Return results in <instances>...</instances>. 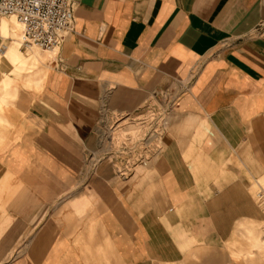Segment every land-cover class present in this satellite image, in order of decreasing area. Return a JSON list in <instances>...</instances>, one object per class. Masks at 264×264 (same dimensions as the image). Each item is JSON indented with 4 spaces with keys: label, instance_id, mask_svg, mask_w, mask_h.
Masks as SVG:
<instances>
[{
    "label": "crops",
    "instance_id": "1",
    "mask_svg": "<svg viewBox=\"0 0 264 264\" xmlns=\"http://www.w3.org/2000/svg\"><path fill=\"white\" fill-rule=\"evenodd\" d=\"M74 2L47 66L0 16V264L171 263L237 235L233 256L264 250V0ZM154 97L160 151L130 174L96 163L102 116Z\"/></svg>",
    "mask_w": 264,
    "mask_h": 264
},
{
    "label": "rangeland",
    "instance_id": "2",
    "mask_svg": "<svg viewBox=\"0 0 264 264\" xmlns=\"http://www.w3.org/2000/svg\"><path fill=\"white\" fill-rule=\"evenodd\" d=\"M10 24L15 31L14 40L18 41L16 47L19 49L21 29L14 18L10 19ZM56 50L54 49L52 54H50L36 47L27 49L23 51L22 61L36 62L37 60L43 63L40 66H47L48 62L54 57L53 53L56 54ZM12 73L11 71L9 72L10 75ZM20 90L22 95V92L32 89H27L21 84ZM163 98H151L149 103L131 116H102V122H109L108 128H111L109 131L111 138L103 145L105 149L103 152L100 151L101 155L96 163H113L119 170L120 168H126L125 172L129 174L136 165H141L143 164L142 162L148 163L152 154L160 151L164 143V126L170 106L169 102H165ZM19 101L18 99V104ZM109 141L110 144L108 143ZM262 187L264 191V185ZM257 192L259 193V190ZM258 205L264 215V197L259 196ZM254 227L257 229L256 235L258 239L264 241V221L254 225ZM235 241V247L232 246L233 242H231L232 244L224 245V250L213 252V254L206 250L187 251V253H184L183 260L155 264H264V250L258 251L255 249L251 257L233 256L232 251L242 245H247V241L239 235L236 236Z\"/></svg>",
    "mask_w": 264,
    "mask_h": 264
},
{
    "label": "built area",
    "instance_id": "3",
    "mask_svg": "<svg viewBox=\"0 0 264 264\" xmlns=\"http://www.w3.org/2000/svg\"><path fill=\"white\" fill-rule=\"evenodd\" d=\"M75 9L74 0H0V16L14 18L21 27V46L47 52L72 31Z\"/></svg>",
    "mask_w": 264,
    "mask_h": 264
},
{
    "label": "bare ground",
    "instance_id": "4",
    "mask_svg": "<svg viewBox=\"0 0 264 264\" xmlns=\"http://www.w3.org/2000/svg\"><path fill=\"white\" fill-rule=\"evenodd\" d=\"M15 20V19H14ZM16 22V21H15ZM17 24V23H16ZM18 25V24H17ZM19 27H20V25H18ZM20 29H21V27H20ZM20 45H21V42H20ZM54 49H56V48H54ZM54 49H52V51L54 50ZM15 51H17L16 49H11V50H9V52H8V54H7V56H6V58L7 59H9V61L11 62V63H19L20 62V57L18 56V55H16L15 54ZM52 51H49V52H47V51H45L46 53H50V54H52ZM11 80V79H10ZM8 81V80H7ZM7 90V89H6ZM17 95V94H16Z\"/></svg>",
    "mask_w": 264,
    "mask_h": 264
}]
</instances>
